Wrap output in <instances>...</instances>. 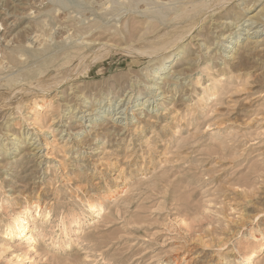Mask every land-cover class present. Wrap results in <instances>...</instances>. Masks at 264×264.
Segmentation results:
<instances>
[{"label": "rangeland", "instance_id": "rangeland-1", "mask_svg": "<svg viewBox=\"0 0 264 264\" xmlns=\"http://www.w3.org/2000/svg\"><path fill=\"white\" fill-rule=\"evenodd\" d=\"M112 1L0 0V264H264V0Z\"/></svg>", "mask_w": 264, "mask_h": 264}, {"label": "bare ground", "instance_id": "bare-ground-1", "mask_svg": "<svg viewBox=\"0 0 264 264\" xmlns=\"http://www.w3.org/2000/svg\"><path fill=\"white\" fill-rule=\"evenodd\" d=\"M55 1H56V0H55ZM58 1H59V0H58ZM103 1H105V0H103ZM133 1H134L133 3H135V0H133ZM140 1H141V0H139L138 2L140 3ZM146 1H147V0H146ZM146 1H145V2H146ZM152 1H153V0H152ZM156 1H157V0H155V2H156ZM158 1H159V0H158ZM158 1H157V2H158ZM20 2H21V1H20ZM35 2H36V1H35ZM101 2H102V1H101ZM110 2L113 3L112 0H110ZM122 2H123V1H122ZM157 2H156V3H157ZM136 3H137V1H136ZM105 4H106V3H105ZM107 4H109V3H107ZM115 4H117V3H115ZM131 4H132V3H131ZM145 4L147 5V3H145ZM22 5H23V4H22ZM45 5H46V4H45ZM94 5H95V3H94ZM99 5H100V4H99ZM111 5H112V4H111ZM25 6H26V5H25ZM49 6H50V5H49ZM49 6L46 7V8H49ZM105 6H106V5H105ZM108 6H109V5H108ZM152 6H153V5H152ZM154 6H155V5H154ZM14 7H15V6H14ZM42 7H43V6H42ZM103 7H104V6H103ZM106 7H107V6H106ZM110 7H113V6H110ZM110 7H109V8H110ZM34 8H35V7H34ZM97 8H98V6H97ZM107 8H108V7H107ZM109 8H108V9H109ZM162 8H163V7H162ZM162 8H161V9H162ZM0 9H1V8H0ZM6 9H7V8H6ZM17 9H18V8H17ZM23 9H24V8H23ZM104 9H106V8H103V10H104ZM145 9H146V8H145ZM147 9H149V8H147ZM152 9H153V8H152ZM154 9H155V8H154ZM167 9H169V8H167ZM42 10H45V8L42 9ZM75 10H76V9H75ZM92 10H94V9H92ZM106 10H107V9H106ZM7 11H8V10H7ZM29 11H30V10H29ZM37 11H38V10H37ZM37 11H36V13H37ZM70 11H71V10H70ZM86 11H87V10H86ZM98 11H99V10H98ZM107 11H110V10H107ZM107 11H106V12H107ZM112 11H113V9L111 8V11H110V12H112ZM118 11H119V10H118ZM159 11H160V10H159ZM166 11H167V10H166ZM166 11H165V12H166ZM9 12H11V11H9ZM23 12H24V11H23ZM39 12H40V11H39ZM43 12H44V11H43ZM48 12H49V11H48ZM20 13H21V12H20ZM57 13H58V12H57ZM68 13H69V11H68ZM93 13H94V11H93ZM101 13H102L103 16L105 15V14H103L104 11L101 12ZM112 13H113V12H112ZM116 13H117V12H116ZM162 13H163V12H162ZM6 14L8 15V13H6ZM32 14H33V13H32ZM47 14H48V13H47ZM72 14H73V13H72ZM106 14H107V13H106ZM144 14H145V13H144ZM45 15H46V14H45ZM55 15H56V14H55ZM78 15H79V14H78ZM163 15H164V14H163ZM17 16H18V15H17ZM37 16H38V15H37ZM39 16H40V15H39ZM42 16L44 17V15H42ZM46 16H47V15H46ZM86 16H87V15H86ZM88 16H91V15H88ZM3 17H4V15H3ZM30 17H31V16H30ZM61 17H63V16H61ZM66 17H68V16H66ZM66 17H64V18H66ZM75 17H76V16H75ZM77 17H78V16H77ZM79 17H80V15H79ZM83 17H84V16H83ZM106 17H107V16H106ZM7 18H8V16H7ZM49 18H50V17H49ZM57 18H58V15H57ZM87 18H89V17H87ZM33 19H34V16H33ZM36 19H37V17H36ZM43 19H46V20L48 21V18H45V17H44ZM43 19H42V20H43ZM67 19H68V18H67ZM75 19H76V18H75ZM77 19H78V18H77ZM81 19H82V18L80 17L79 20L81 21ZM84 19H85V18H84ZM92 19H93V18H92ZM0 20H1V18H0ZM30 20H31V19L29 18V22L32 21V20H31V21H30ZM62 20H66V19H62ZM73 20H74V19H73ZM79 20H78V21H79ZM90 20H91V18H90ZM90 20H89V21H90ZM38 21H39V20H38ZM66 21H67V20H66ZM66 21H65V22H66ZM74 21H75V20H74ZM86 21H87V20H86ZM86 21L83 20V22H85V23L87 24L88 21H87V22H86ZM92 21H93V20H92ZM99 21L102 22L101 19H100V20L98 19V22H99ZM6 22H7V21H6ZM11 22H12V21H11ZM33 22H34V21H33ZM36 22H37V21H36ZM58 22H60V21H58ZM62 22H63V21H61L60 23H62ZM68 22H69V20H68ZM72 22H73V21H72ZM83 22H82V24H83ZM95 22H96V21H95ZM95 22H94V23H95ZM100 22H99V23H100ZM104 22H105V21H103V23H104ZM1 23H2V22H1ZM39 23H40V22H39ZM75 23H77V22L75 21ZM90 23H91V22H90ZM99 23H95V24H97V26H98ZM3 24H4V23H3ZM10 24H11V23H10ZM33 24L36 25V23H33ZM48 24H49V23H48ZM73 24H74V23H73ZM79 24H80V23H79ZM82 24H80V25H81L80 27L85 26L84 24H83V25H82ZM91 24H92V23H91ZM101 24H102V23H101ZM101 24H100L99 28L95 25L94 29L98 28V29L100 30L101 28H104V30H103V29H102V30L105 31V26H106V25L102 27L103 24H102V25H101ZM105 24H106V23H105ZM31 25H32V24H31ZM39 25H40V24H39ZM74 25L76 26V24H74ZM92 25H94V24H92ZM5 26H6V25H5ZM5 26H4V27H5ZM28 26L30 27V25H28ZM33 26H34V25H33ZM37 26H38V25H37ZM52 26H53V25H52ZM60 26H61V24H60ZM72 26H73V25H72ZM77 26L79 27V25H77ZM86 26H87V25H86ZM86 26H85V27H86ZM0 27H1V26H0ZM39 27H40V26H39ZM70 27H71V26H70ZM70 27H69V28H70ZM78 27H77V29H78ZM80 27H79V29H80ZM88 27H89V24H88ZM90 27H91V26H90ZM100 27H101V28H100ZM2 28H3V27H2ZM31 28H32V27H31ZM36 28H37V27H36ZM41 28H42V27H41ZM57 28H58V27H57ZM61 28H62V27H61ZM64 28H65V27H64ZM72 28H73V27H72ZM72 28H71V29H72ZM86 28H87V27H86ZM106 28H107V27H106ZM109 28H110V27H109ZM109 28H107V29H109ZM193 28H194V27H193ZM5 29H6V27H5ZM42 29H43V28H42ZM66 29H67V26H66ZM77 29H76V30H77ZM91 29H92V27H91ZM110 29L112 30V28H110ZM40 30H41V29H40ZM43 30H44V29H43ZM76 30H74V31L72 30V31L75 32ZM89 30H90V29H88L87 31H89ZM113 30H114V28H113ZM113 30H112V31H113ZM115 30H116V28H115ZM115 30H114V32H115ZM123 30H124V29H123ZM123 30H121V31H123ZM126 30H128V29H126ZM28 31H31V30L29 29ZM47 31H48V30H47ZM47 31H46V32H47ZM78 31H79V30H78ZM78 31H76V33H78ZM83 31H85V30L82 29V32H83ZM87 31H86V32H87ZM91 31H92V30H91ZM109 31H110V30H109ZM116 31H118V30H116ZM119 31H120V30H119ZM124 31H125V30H124ZM124 31H123L122 33H124ZM128 31H129V30H128ZM128 31H127V32H128ZM1 32H4V31H1ZM5 32H6V31H5ZM5 32H4V33H5ZM68 32H69V30H68ZM68 32H67V33H68ZM73 32H72V33H73ZM80 32H81V30L79 31V33H80ZM82 32H81V33H82ZM92 32H95V31H92ZM9 33H10V32H9ZM42 33H43V32H42ZM47 33H48V32H47ZM72 33H71V34H72ZM76 33H73V34H75L74 36L78 38V34H76ZM88 33H91V32L89 31ZM96 33H97V32H96ZM31 34H32V33H31ZM65 34H66V33H65ZM85 34H86V33H85ZM92 34H94V33H92ZM11 35H12V34H11ZM16 35H17V34H16ZM79 35H80V34H79ZM81 35L85 36V35H84V32H83ZM0 36H1V35H0ZM4 36H5V35H4ZM8 36H9V35H8ZM45 36H47V35H45ZM65 36H66V37H67V36L69 37L68 34H66ZM65 36H63V37L66 39ZM71 36H72V35H71ZM71 36H70L69 38H71ZM74 36H72V38H74ZM91 36H92V35H91ZM68 37H67V38H68ZM79 37H80V36H79ZM86 37H88V36H86ZM231 37H232V36H231ZM6 38H9V37L6 36V37L3 38V34H2L1 40H3L4 43H6V45L8 44V42L15 41V39L9 41V39L7 40ZM10 38L12 39L11 36H10ZM40 38L42 39V37H40V35L37 34L36 31H35V34L31 35V36H30V39H28V38H27V39L30 40V42L28 41L30 45L33 44V43H34L33 45H37V46L39 47V51H40V50H42V49H40V48H45L44 46H42V41H43V39H42V41H41ZM48 38H49V37H48ZM48 38H47L46 42H44L43 45H45V44L47 43ZM69 38H68V39H69ZM80 38H84V37H80ZM18 39H19V38H18ZM61 39H63V38H61ZM68 39H66V41H68ZM89 39H90V36H89ZM231 39H232V38H231ZM77 40H78V39H77ZM85 40H86V39H85ZM0 42H2V41H0ZM50 42H51V39H50ZM80 42H81V41H80ZM80 42H79V44H80ZM90 43H91V42H90ZM90 43H88V44H90ZM92 43H93V42H92ZM29 44H28V45H29ZM14 45H16V44H13V46H14ZM18 45H19V44H18ZM25 45H26V44H25ZM25 45H24V44H23V45L21 44V46H24V47L26 48L27 45H26V46H25ZM33 45H31V46L34 47ZM40 45H41L42 47H40ZM46 45H47V44H46ZM0 46H3V48H4V44H3V45L0 44ZM37 46H35V49H36L35 51H36V53L39 52V51H37V48H36ZM74 46H75V45H74ZM5 47H6V46H5ZM16 47H17V46H16ZM16 47H15V49H16ZM24 47H23V48H24ZM32 47H31V48H32ZM7 48H8V47H7ZM10 48H12V47L10 46ZM20 48H22V47H19V49L17 48L19 51H18V50H16V51H17L18 53H23L22 50H20ZM25 48H24V49H25ZM46 48H47V47H46ZM260 48H261V47H260ZM27 49H29V47H28ZM32 49H33V50H32ZM32 49H30V50L34 51V48H32ZM244 49H245V48H244ZM2 50L4 51L5 48L2 49ZM2 50H0V70H1V72H2V70H3L2 68H4V67H3L4 64H3L2 54H1V51H2ZM7 50H8V49H7ZM9 50H11V49H9ZM13 50H14V49H13ZM13 50H12L11 52H15V51H13ZM44 50H45V49H44ZM46 50H48V48H47ZM3 51H2V52H3ZM5 51H6V50H5ZM5 51H4V53H7V52H5ZM20 51H21V52H20ZM9 52H10V51H9ZM11 52H10V53H11ZM24 52H25V51H24ZM44 52H45V51H44ZM44 52H43V53H44ZM4 53H3V55L5 56ZM10 53H9V54H10ZM9 54L7 53L8 56H9ZM12 54H13V58L15 57V58H16V61H17V59H19V58H17L18 55H17V57H16V53H12ZM14 54H15V55H14ZM24 54H25V53L22 54L23 57L21 56L22 59L24 58ZM46 54H47V53H46ZM10 55H11V54H10ZM20 55H21V54H20ZM20 55H19V57H20ZM25 55H26V54H25ZM32 55H33V54H32ZM36 55L39 56V55H44V54H42V52H40V53H38V54H36ZM233 55H235V54H233ZM33 56H34V55H33ZM6 57H7V56H6ZM11 57H12V56H11ZM27 57H28V56H27ZM35 57H36V56H35ZM39 57H40V56H39ZM7 58H10V57H7ZM13 58L10 59V60H11V61L14 60ZM44 59H45V58H44ZM10 60H9V61H10ZM5 61H6V60H5ZM9 61H8V59H7V63H9V65H8V66H5V65H4L5 67H8V68H9V66H11V64H10L11 61H10V62H9ZM21 61H24V59L21 60ZM21 61H18V63H19V62L21 63ZM24 62H25V61H24ZM13 63H14V62H13ZM13 63H12V66L14 67ZM21 64H23V62H22ZM17 66H18V65H17ZM13 67H10L9 69H12V70H13ZM18 67H19V66H18ZM18 67H17V68H18ZM15 68H16V67H15ZM5 70H6V69H5ZM12 70H11V72L13 73L14 71H12ZM18 70H20V69H18ZM9 72H10V70H9ZM11 72H10V73H11ZM18 72H19V71H18ZM10 73H8V74H10ZM12 73H11V74H12ZM11 74H10V75H11ZM155 74H156V73H155ZM6 75H7V74H6ZM7 76H9V75H7ZM1 77H3V76H1ZM0 80H2V78H1ZM4 80H5V77H4ZM8 81H9V80H8ZM0 82H1V81H0ZM2 83H3V82H2ZM162 98H163V97H162ZM148 100H149V99H148ZM95 110H96V109H95ZM118 114H119V113H118ZM111 118H112V117H111ZM94 149H95V148H94ZM20 217H21V216H20ZM27 227H28V226H27V222H26V217H25V216H22L21 219H18V220L15 222L14 225L10 226V229H11V232H12V236H15V234H20V233L24 232V231L27 229ZM15 232H16V233H15ZM253 256H254L253 253L249 255L250 258L253 257Z\"/></svg>", "mask_w": 264, "mask_h": 264}]
</instances>
